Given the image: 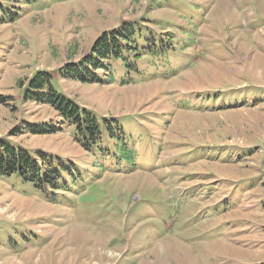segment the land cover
Instances as JSON below:
<instances>
[{
	"label": "rangeland",
	"instance_id": "obj_1",
	"mask_svg": "<svg viewBox=\"0 0 264 264\" xmlns=\"http://www.w3.org/2000/svg\"><path fill=\"white\" fill-rule=\"evenodd\" d=\"M42 4L25 0L20 19L0 24V140L79 175L54 195L0 176V264H264V0ZM129 23L139 49L152 33L175 51L143 58L131 78L116 63L115 82L61 75ZM38 72L118 121L127 156L108 136L86 151L50 106L25 101Z\"/></svg>",
	"mask_w": 264,
	"mask_h": 264
},
{
	"label": "trees",
	"instance_id": "obj_2",
	"mask_svg": "<svg viewBox=\"0 0 264 264\" xmlns=\"http://www.w3.org/2000/svg\"><path fill=\"white\" fill-rule=\"evenodd\" d=\"M26 1L32 8L43 6L42 0ZM24 2L25 0H0V24L20 19L21 12H24L20 7ZM11 9H16V13H13ZM18 11L21 14L17 13ZM138 37L139 28L131 23L115 30L105 31L97 37L90 53L78 63L66 64L60 70L61 75L65 79L75 80L82 84L115 82V78L111 74L116 63L121 64L126 78H131V75L141 74L138 62L143 58L149 57L162 63L167 60L170 52L175 51L171 38L164 41L163 44V41L155 38L152 33L151 37L145 40L148 45L139 49ZM102 72L106 77H101ZM23 99L27 102L50 106L70 126L75 128L76 133L82 136L79 139L85 140L82 146L86 151H91V147L98 146L104 136H108L117 144L116 147L121 148L123 156H127L129 148L125 145L128 140H124V130L118 121L105 119L101 122L95 114L64 97L55 88L53 77L49 73L38 72L31 78L24 90ZM0 100L2 99L0 98ZM58 130L52 125L36 126L32 128L31 133L41 136L55 134ZM112 145L114 144L112 143ZM12 175H16L22 182L31 184L45 193L44 188L47 187L54 192L51 193L54 195L70 189L72 181L79 174L77 168L67 166L60 159L53 160L42 152L33 156L21 147L0 140V176Z\"/></svg>",
	"mask_w": 264,
	"mask_h": 264
}]
</instances>
